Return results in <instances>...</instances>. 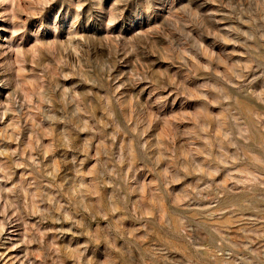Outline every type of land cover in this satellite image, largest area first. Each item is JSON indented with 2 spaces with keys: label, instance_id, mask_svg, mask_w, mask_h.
Listing matches in <instances>:
<instances>
[{
  "label": "rangeland",
  "instance_id": "obj_1",
  "mask_svg": "<svg viewBox=\"0 0 264 264\" xmlns=\"http://www.w3.org/2000/svg\"><path fill=\"white\" fill-rule=\"evenodd\" d=\"M0 264H264V0H0Z\"/></svg>",
  "mask_w": 264,
  "mask_h": 264
}]
</instances>
